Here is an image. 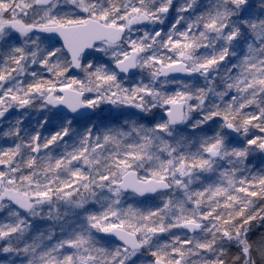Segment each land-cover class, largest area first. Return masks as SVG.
I'll use <instances>...</instances> for the list:
<instances>
[{
  "label": "snow or ice",
  "instance_id": "obj_1",
  "mask_svg": "<svg viewBox=\"0 0 264 264\" xmlns=\"http://www.w3.org/2000/svg\"><path fill=\"white\" fill-rule=\"evenodd\" d=\"M37 103L75 115L8 121L0 264L264 262V0H0V120ZM102 105L115 126L81 112Z\"/></svg>",
  "mask_w": 264,
  "mask_h": 264
},
{
  "label": "rangeland",
  "instance_id": "obj_2",
  "mask_svg": "<svg viewBox=\"0 0 264 264\" xmlns=\"http://www.w3.org/2000/svg\"><path fill=\"white\" fill-rule=\"evenodd\" d=\"M169 16L172 17L173 15H171V13H170ZM167 22H168V20L165 21V24ZM147 27H148L149 30H151L152 27H157V28L158 27H164L165 28L166 26L165 25H163V26H160V25H156V26L149 25ZM135 35L138 36L139 33L137 32V33H135ZM69 75H71V73ZM143 75H147V74L146 73H142L141 76H139V79H136V81H133L132 83L138 82L139 80L143 79V77H145ZM145 82H146V80H145ZM195 82L198 83L199 82L198 79ZM172 87H175V86L169 85L167 90L172 89ZM92 95H93L92 93H86V96L91 97ZM110 107H112V106H110V105H102L101 108H100V112H99L98 118L94 119L92 122L94 123L96 121L95 124H98V125L101 126V128H103V126L106 125V123H109L110 119H113L112 115L107 111V109L110 108ZM40 111H42V113L44 112L43 115H45V116L49 115V113H50L51 116H52V119L47 118L48 123H46L43 128H39L38 127L39 123L42 122L43 120L42 121L40 120V122H38V123H34L33 124V128H32V123L31 122L33 121V119L37 120L38 118H40V116H41L40 115ZM122 111L126 114V116H130V115L133 116L132 113L133 112H137L138 110H136L134 108H125V109H122ZM21 112L24 113V126L30 128V129L39 130L41 132V136L42 137L43 136H50L52 134V132L58 130L59 125L62 123V117H65V116H61V115L58 116L57 114L53 115L52 112H50L48 108L41 109L40 106H39V103H37L36 107H34L32 109H27V110H17L15 108H13V109L10 110V112L8 114H6V117H7L6 120H0V148L11 147L13 145V140L12 139H8V138H4L2 136V133L4 131L8 130L7 129L8 128V121H13L14 122V120L21 115ZM103 116L105 118V121L101 122V119L99 120V117H103ZM73 123H74V125L76 127L79 128L83 122H81V121H79V122L78 121H73ZM107 125L115 126L113 123H109ZM51 127H52V131H51ZM42 130H43V132H42ZM262 157H264V156H262ZM4 170H7L6 167L3 166V165H0V171H4ZM155 198H156V200H161V197L159 195L157 197H155ZM146 199H148V198H146ZM261 204L264 205V201H262ZM134 207H146V206H143V205L139 204V205H135ZM5 218H6V212L0 213V222H3ZM42 222H44V221H41L39 219H36V220L32 221L33 228L35 229V228L39 227L40 224H42ZM173 232L176 233L177 235H179V230L178 229H173ZM0 243H2V242H0ZM234 255H236V250L234 251L232 256H234ZM258 260L260 261L259 257H257V261ZM140 264H145V260H144V262H141ZM260 264H264V262L260 261Z\"/></svg>",
  "mask_w": 264,
  "mask_h": 264
},
{
  "label": "trees",
  "instance_id": "obj_3",
  "mask_svg": "<svg viewBox=\"0 0 264 264\" xmlns=\"http://www.w3.org/2000/svg\"><path fill=\"white\" fill-rule=\"evenodd\" d=\"M203 2V0H202ZM171 15L174 16V13H171ZM170 17V16H169ZM172 17L169 18L168 22L166 24H164L166 27L165 29H167L169 27V24H170V21H171ZM246 111L248 112H254L255 109L254 108H249V109H246ZM133 114V113H132ZM131 116V115H130ZM130 116H126V117H130ZM133 117V116H131ZM134 118V117H133ZM104 121V120H102ZM101 121V122H102ZM40 122V119H37V120H34L31 122L32 123V128H33V124L34 123H38ZM107 124V123H106ZM217 127V125L215 123H212L210 126H206V128L208 129L209 132L215 130ZM8 129V128H7ZM52 131V129H51ZM43 132V130H42ZM53 133V132H52ZM253 133L255 134H259L258 130H253L252 132L249 133V136H251ZM67 139V138H65ZM232 139V142L237 145V146H243V142H244V137L242 135L239 134V140L235 139L233 136L231 137ZM249 160H250V166L253 168V169H259L261 167H264V164H262V161H264V157L261 156V154L259 152H257L255 154V156H250L249 157ZM158 199V198H157ZM160 201L161 200H156V198H148V199H145V200H141V199H138V198H135V199H129L128 200V203L132 204L133 206L135 205H143V206H146V207H155V206H158L160 204ZM142 202V203H141ZM146 203V204H145ZM262 201H259L258 198H257V207H260V206H264L263 204H261ZM145 204V205H144ZM256 223V222H254ZM45 227V222H42V224H40V226L38 228H40L41 230H43ZM179 230V235L181 236V238H186V235H185V232L181 229H178ZM181 232V233H180ZM253 232L255 233V235H252L250 238L251 239H258L259 236L261 235H264V228H255L253 229ZM169 235L168 234H165L162 239L163 240H167L169 239ZM30 242V241H29ZM236 249L235 248H231L229 250V257L232 256V254L234 253ZM151 259L150 257H148L147 255L143 256V257H138L136 258V261H137V264H140L141 262H144V260H149ZM257 264H260V261L258 260L257 261Z\"/></svg>",
  "mask_w": 264,
  "mask_h": 264
},
{
  "label": "flooded vegetation",
  "instance_id": "obj_4",
  "mask_svg": "<svg viewBox=\"0 0 264 264\" xmlns=\"http://www.w3.org/2000/svg\"><path fill=\"white\" fill-rule=\"evenodd\" d=\"M139 76H141V74H138V75H136L135 76V78L134 79H129V80H126V85L127 84H131L133 81H136V79H139ZM143 76H145V77H143V79H145L146 80V75H143ZM180 80H191V78H182V79H180ZM198 83L197 84H202L201 82V80H199L198 79ZM174 86V85H173ZM174 87H172V89H173ZM172 89H170V90H168V91H172ZM48 109H49V111L50 112H52V114L53 115H55V114H57L58 116L59 115H61V116H67V117H69V119H71L72 118V116L70 117V115H67V114H61V113H58L55 109L53 110L52 108H50V107H48ZM40 110V109H39ZM99 112H100V109H96L95 110V113L94 114H92V115H90L91 116V119H92V121L94 120V119H96V118H98V116H99ZM134 113H136V112H133V114ZM44 114V112L42 113V111H40V118H38V119H40L41 121L42 120H44L45 118L47 119V118H50V119H52V116H51V114L49 113V115H43ZM17 116V115H16ZM101 119V121L102 120H104L105 121V118H104V116L103 117H99V120ZM81 122H84V121H81ZM96 122V121H95ZM94 122V123H95ZM109 123H113V119H110V121H109ZM109 123H107V124H109ZM114 124V123H113ZM31 125V124H30ZM51 129H52V127H51ZM233 137L235 138V139H237V140H239V134H238V137H236L235 135H233Z\"/></svg>",
  "mask_w": 264,
  "mask_h": 264
},
{
  "label": "water",
  "instance_id": "obj_5",
  "mask_svg": "<svg viewBox=\"0 0 264 264\" xmlns=\"http://www.w3.org/2000/svg\"><path fill=\"white\" fill-rule=\"evenodd\" d=\"M173 75H175L177 79L191 78V77L186 76L185 74H179V73H177V74H173ZM49 107H51V106H49ZM51 108L53 110L55 109L56 111H58V112H60L62 114H68V115H71V116L75 115V114L71 113V110L70 109H68L66 106H63V105L58 106V107H51ZM81 112H86L89 115H92L93 114V110H91V109H88V110L82 109ZM94 113H95V110H94ZM234 135L237 136V134H234ZM138 198H140V199L152 198V196H145V197H138Z\"/></svg>",
  "mask_w": 264,
  "mask_h": 264
}]
</instances>
